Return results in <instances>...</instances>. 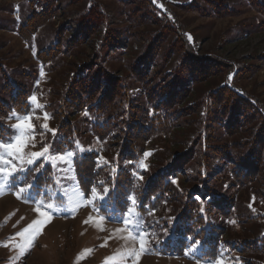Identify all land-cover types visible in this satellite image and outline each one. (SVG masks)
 Instances as JSON below:
<instances>
[{"label": "trees", "instance_id": "obj_1", "mask_svg": "<svg viewBox=\"0 0 264 264\" xmlns=\"http://www.w3.org/2000/svg\"><path fill=\"white\" fill-rule=\"evenodd\" d=\"M243 1L254 17L224 29L219 41L226 43L264 28V0H19L12 24L6 22L34 49V66L47 71L95 40L57 96L56 150L80 142L73 160L78 187L104 195L101 212L112 205L123 214L135 198L138 214L158 231L152 249L159 255L183 256L195 244L199 260L214 261L226 248L242 254L243 264H264L263 233L226 237L242 190L250 187L264 201L256 186L264 172V101L234 85L264 65V53L244 64L216 47L201 49L181 14L238 15ZM60 9L63 21L53 27ZM8 66L0 62V140L12 133L6 118L30 110L37 77L27 65ZM181 128L188 131L183 148L142 164L145 143ZM90 137L114 139L108 162L100 164L98 152L87 149ZM41 172L37 180L52 181L48 166ZM260 217L247 214L241 223Z\"/></svg>", "mask_w": 264, "mask_h": 264}, {"label": "rangeland", "instance_id": "obj_2", "mask_svg": "<svg viewBox=\"0 0 264 264\" xmlns=\"http://www.w3.org/2000/svg\"><path fill=\"white\" fill-rule=\"evenodd\" d=\"M65 2L66 0H62ZM188 0H168L176 4ZM19 0H0V16L6 21L0 23V62L5 65L17 67L27 65L30 72H37L35 88L31 97L35 95L42 108L31 103L30 110L19 116L31 115L33 124L32 139L24 147L25 153L41 152L48 146L47 156L55 157L59 154L72 153L66 160L46 162L45 157H40L29 166L27 178L17 175L15 180L9 178L8 183L0 189V264H243L242 254L230 252L225 248L214 261L199 260L194 256L198 253L197 246L194 251L190 247L183 256L159 255L152 249L158 241V231L151 229L148 218H142L134 208L133 219L139 220L136 227L137 233L143 231L147 241L143 251L140 250L139 240L128 239L129 230L122 217L128 216L129 207L123 214L114 212L113 206L106 208L110 212H101L100 207H105V197L99 191L84 194L78 187V182L73 169V160L77 152L81 151L80 142L75 149L67 148L58 151L60 138L56 131L45 130L41 127L45 122L48 129L56 128V118L53 113L57 107L60 91L65 80L73 68V63L79 64L85 58L84 51L90 54L95 46V40L86 43L82 50L76 53H67L64 64L53 70L47 71L43 66H34L37 62L34 49L31 48L16 32L12 24V17L16 16ZM242 12L238 15L213 18L200 16L194 13L182 12L186 29L200 38L198 45L201 49L214 48L215 52L230 60H240L244 64L251 63L256 54L264 53V28H258L251 33H245L238 40L220 42L222 31L230 25L241 21L250 22L254 17L253 9L246 2L240 6ZM67 10V9H66ZM65 10L60 9L53 20V27L62 21ZM10 24H7V23ZM51 25V26H52ZM12 26V27H11ZM218 46V47H217ZM76 54V55H74ZM127 56V55H126ZM120 60L119 65H122ZM8 66V67H9ZM255 71L248 79L234 83L236 88L245 91L253 90L264 101V65L257 64ZM33 73H31V76ZM48 119L45 121L44 114ZM13 114V113H12ZM8 116L6 122L11 126L17 123L15 117ZM0 143H9V137ZM187 129H176L165 137L145 143V153L142 164L155 162L158 155H165L168 151L176 154L184 146ZM89 137L84 133L82 138ZM91 138L88 150L98 152L100 164L108 162L109 156H114V139L109 137L104 141ZM90 140V139H89ZM164 149V150H163ZM165 151V152H163ZM147 154V155H146ZM43 164L51 169V182L37 180L43 169L36 171ZM43 167V168H44ZM256 186L264 190V172H260ZM185 179L184 175L178 178ZM21 188H27L21 191ZM250 187L240 192V205L236 207L233 218L227 221L231 236L251 237L255 234H264V201L258 199ZM39 208V211L37 209ZM42 213L44 215H42ZM247 214H261L262 217L255 223L242 224ZM34 221L39 223L33 224ZM234 221V223H233ZM30 224L27 232H24ZM22 235H18L21 234ZM135 248L138 255L127 256L129 249Z\"/></svg>", "mask_w": 264, "mask_h": 264}, {"label": "snow or ice", "instance_id": "obj_3", "mask_svg": "<svg viewBox=\"0 0 264 264\" xmlns=\"http://www.w3.org/2000/svg\"><path fill=\"white\" fill-rule=\"evenodd\" d=\"M190 38V37H189ZM31 103L35 106L33 108V112L35 111V108H42L43 105H41L37 97L33 95L29 98ZM13 117L16 118L17 123L14 125H11V127L16 130V134L9 137V143L3 144L0 143V189H2L9 181V178L12 180H15L17 175H24L25 178H27V172L29 171V166L33 165L37 159L40 157H45L46 162H53L55 160H66L69 156L73 155L72 153L68 154H59L55 157L47 156L46 154L49 152L48 146H45V148L41 152H31V153H25L24 147L27 143L30 142L32 139V131H33V124L31 123V115H25V116H19L15 112L12 114ZM45 121L48 119L47 113L44 114ZM41 127L45 130L52 131L53 134H55L54 129H48V125L45 122ZM147 155V154H146ZM143 166V165H142ZM44 165L41 164L40 168L36 169V171H40L43 169ZM21 191H26L27 188H21ZM104 192H108V188H104ZM92 193L96 194V189H92ZM132 201L133 206L135 205V198L130 197L129 198ZM39 211V208L37 209ZM133 213H134V207L129 208L128 210V216L122 217L123 222L125 226L129 230L128 239L131 240H139L140 250L143 251L146 246V234L143 231H140L137 233L136 227L138 226L140 221L133 219ZM42 215H44L42 213ZM39 223V221H34L33 224ZM234 223V221H233ZM33 224H30L26 229H24V232H27L29 228L33 227ZM18 235H22L18 234ZM199 243V242H196ZM195 250V244L192 246V249L190 251ZM138 255L135 248L129 249L127 252V256H133ZM217 264H220L218 261Z\"/></svg>", "mask_w": 264, "mask_h": 264}]
</instances>
